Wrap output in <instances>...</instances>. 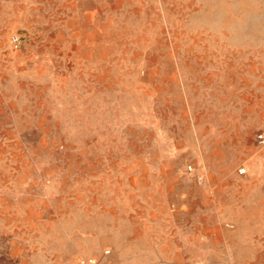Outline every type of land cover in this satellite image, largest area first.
Wrapping results in <instances>:
<instances>
[{"label":"rangeland","instance_id":"1","mask_svg":"<svg viewBox=\"0 0 264 264\" xmlns=\"http://www.w3.org/2000/svg\"><path fill=\"white\" fill-rule=\"evenodd\" d=\"M260 134L264 0H0V264H264Z\"/></svg>","mask_w":264,"mask_h":264},{"label":"built area","instance_id":"2","mask_svg":"<svg viewBox=\"0 0 264 264\" xmlns=\"http://www.w3.org/2000/svg\"><path fill=\"white\" fill-rule=\"evenodd\" d=\"M12 43H13L14 48H15L16 50H18V49L20 48L21 44H22L21 39H20V37H18V36H14V37H13V39H12ZM257 139H258V143H259V145H264V134H260V135L257 137ZM240 173H241V175H245V174H246V171H245V170H241Z\"/></svg>","mask_w":264,"mask_h":264}]
</instances>
